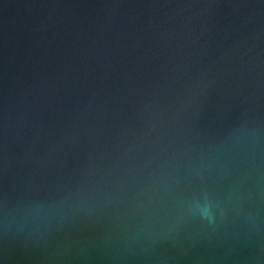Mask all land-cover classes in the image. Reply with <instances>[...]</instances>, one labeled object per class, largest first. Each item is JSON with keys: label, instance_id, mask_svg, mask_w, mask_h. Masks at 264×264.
<instances>
[{"label": "water", "instance_id": "obj_1", "mask_svg": "<svg viewBox=\"0 0 264 264\" xmlns=\"http://www.w3.org/2000/svg\"><path fill=\"white\" fill-rule=\"evenodd\" d=\"M0 264H264V0H0Z\"/></svg>", "mask_w": 264, "mask_h": 264}]
</instances>
